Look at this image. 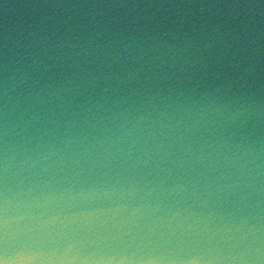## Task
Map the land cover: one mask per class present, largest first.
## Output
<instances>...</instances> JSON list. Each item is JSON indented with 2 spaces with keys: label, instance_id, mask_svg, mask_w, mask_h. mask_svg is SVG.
Masks as SVG:
<instances>
[{
  "label": "water",
  "instance_id": "1",
  "mask_svg": "<svg viewBox=\"0 0 264 264\" xmlns=\"http://www.w3.org/2000/svg\"><path fill=\"white\" fill-rule=\"evenodd\" d=\"M0 264H264V0H0Z\"/></svg>",
  "mask_w": 264,
  "mask_h": 264
}]
</instances>
